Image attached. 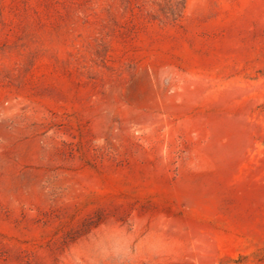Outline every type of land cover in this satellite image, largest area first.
<instances>
[{
  "label": "rangeland",
  "instance_id": "obj_1",
  "mask_svg": "<svg viewBox=\"0 0 264 264\" xmlns=\"http://www.w3.org/2000/svg\"><path fill=\"white\" fill-rule=\"evenodd\" d=\"M0 264H264V0H0Z\"/></svg>",
  "mask_w": 264,
  "mask_h": 264
}]
</instances>
